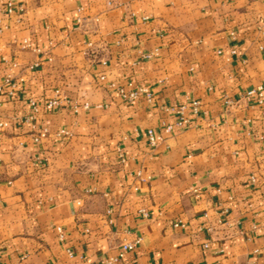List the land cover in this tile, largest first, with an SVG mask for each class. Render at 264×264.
<instances>
[{"label": "crops", "instance_id": "0c3cea01", "mask_svg": "<svg viewBox=\"0 0 264 264\" xmlns=\"http://www.w3.org/2000/svg\"><path fill=\"white\" fill-rule=\"evenodd\" d=\"M261 26L264 0H0V82L19 81L0 95V264H98L126 231L143 240L117 264H264V104L224 105L264 84ZM37 48L52 61L25 69ZM110 81L148 86L152 101ZM56 88L68 101L47 110ZM188 99L204 112L165 133L177 115L163 107ZM224 209L237 230L205 248Z\"/></svg>", "mask_w": 264, "mask_h": 264}, {"label": "built area", "instance_id": "2783aa9c", "mask_svg": "<svg viewBox=\"0 0 264 264\" xmlns=\"http://www.w3.org/2000/svg\"><path fill=\"white\" fill-rule=\"evenodd\" d=\"M83 9L80 8L79 11H82ZM13 11V6L12 3L9 1L8 2V12L11 13ZM133 16L135 15L134 13L132 14ZM143 20H146L144 18ZM85 18L79 17L77 19L78 27L82 26L84 24ZM260 34L264 36V26H261L259 28ZM230 36L232 39H236V33L231 32ZM89 46H92V43H88ZM260 49H263V46L260 47ZM38 56V59L35 60L32 63H29L26 65L25 69L33 71L40 67L45 61H52V56L50 55L49 52L42 51L41 49L37 48L34 50ZM232 54H236L237 50L233 48L231 50ZM144 59H150L153 57V53H143L142 54ZM106 63V62H104ZM18 66L17 63H13L12 67ZM101 81L106 80V75H101L100 77ZM20 81H23V78L20 79ZM19 81L16 80L11 73L6 75L4 80L0 82V95H6L9 97H13L16 94V91L18 89ZM126 86L130 88L129 90L126 89ZM108 87L116 91V93L122 97L125 101L127 102H133L141 97H145L149 102L152 101L153 98V93L149 89L148 86H141L138 88H133V82L128 81L126 85H119L115 81H110L108 82ZM246 101V103L251 107L254 108L256 106H261L264 104V84H260L257 87H251L247 89L243 95V97L239 100H233L228 96L224 97V105L226 108H231V107H239L241 105L240 101ZM68 97L64 93V91L61 88H56L53 92V95L47 100L45 104V108L47 110H52L55 107L61 105L63 102H67ZM30 104L33 109V115L34 116L36 113L39 112V107L37 104V101L35 99H30ZM101 105H98L100 107ZM74 111L78 112V104H75L74 106ZM83 107L86 109H89L91 107V104L89 102H85L83 104ZM164 110L173 112L177 115V118L174 123H165L163 122V127H164V132L165 133H171L175 127H183L185 125H188L191 123L190 117L187 115V111H190L193 115L195 116H200L204 111H202V103L199 100L196 99H188L186 103L181 104V105H176V106H167L163 107ZM31 116V117H32ZM250 121V119L248 120ZM10 125L9 121H1L0 122V130L5 129ZM50 133V130L48 127H43L40 131H38L35 134L34 140L36 142L42 141L44 138L48 137ZM251 133V131L249 132ZM147 137L150 145L152 147H156L158 142L163 139L162 134H157L153 129H149L147 131ZM260 139H263V135H259ZM138 176L141 177L142 174L141 172H138ZM143 179V178H142ZM251 181L253 183L256 182V177L252 176ZM107 215L112 214V210L108 209L106 211ZM228 214V209H224L222 211V216L218 217L214 221H209L207 226L205 227L206 230L209 232L211 235V239L207 240L204 243L205 248H209L211 241L213 240V236L217 233H222L224 237H230L236 232V226H237V221L225 218ZM144 215L147 216L148 213L144 211ZM204 217L206 219L209 218L208 213L204 214ZM109 223H112L113 220L111 218L108 219ZM187 225L185 222L178 220L174 223V227H180V228H185ZM58 231V236L60 241L65 240V233L64 230L61 226L57 227ZM128 237H126L122 244L120 245L119 252L116 255L110 256L107 259L102 260L98 264H117L120 261H122L126 254L135 250L138 248L141 243L143 238L140 235H135L133 234V237H131L132 233L131 231H126L125 232ZM264 250V249H263ZM70 255H73L71 250H68ZM256 252H259V250H256Z\"/></svg>", "mask_w": 264, "mask_h": 264}]
</instances>
